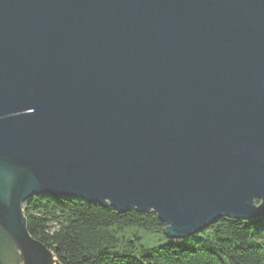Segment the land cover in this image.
Listing matches in <instances>:
<instances>
[{
	"label": "water",
	"instance_id": "obj_1",
	"mask_svg": "<svg viewBox=\"0 0 264 264\" xmlns=\"http://www.w3.org/2000/svg\"><path fill=\"white\" fill-rule=\"evenodd\" d=\"M174 240L264 217V0H0V264H58L34 197Z\"/></svg>",
	"mask_w": 264,
	"mask_h": 264
},
{
	"label": "trees",
	"instance_id": "obj_2",
	"mask_svg": "<svg viewBox=\"0 0 264 264\" xmlns=\"http://www.w3.org/2000/svg\"><path fill=\"white\" fill-rule=\"evenodd\" d=\"M23 209L29 233L58 264H264V217L222 218L174 240L154 214H120L82 198L34 197Z\"/></svg>",
	"mask_w": 264,
	"mask_h": 264
},
{
	"label": "flooded vegetation",
	"instance_id": "obj_3",
	"mask_svg": "<svg viewBox=\"0 0 264 264\" xmlns=\"http://www.w3.org/2000/svg\"><path fill=\"white\" fill-rule=\"evenodd\" d=\"M6 264H13V262H8V263H6ZM15 264V263H14Z\"/></svg>",
	"mask_w": 264,
	"mask_h": 264
},
{
	"label": "rangeland",
	"instance_id": "obj_4",
	"mask_svg": "<svg viewBox=\"0 0 264 264\" xmlns=\"http://www.w3.org/2000/svg\"><path fill=\"white\" fill-rule=\"evenodd\" d=\"M21 264H24L23 261L21 262Z\"/></svg>",
	"mask_w": 264,
	"mask_h": 264
}]
</instances>
